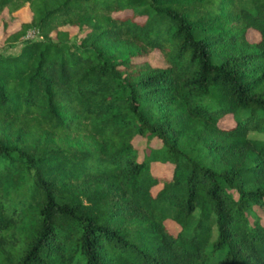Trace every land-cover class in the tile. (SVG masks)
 I'll return each instance as SVG.
<instances>
[{
    "label": "trees",
    "instance_id": "trees-1",
    "mask_svg": "<svg viewBox=\"0 0 264 264\" xmlns=\"http://www.w3.org/2000/svg\"><path fill=\"white\" fill-rule=\"evenodd\" d=\"M0 24V264H264V0H0Z\"/></svg>",
    "mask_w": 264,
    "mask_h": 264
},
{
    "label": "rangeland",
    "instance_id": "rangeland-1",
    "mask_svg": "<svg viewBox=\"0 0 264 264\" xmlns=\"http://www.w3.org/2000/svg\"><path fill=\"white\" fill-rule=\"evenodd\" d=\"M22 17L24 19H26L28 17V14L26 12H24L22 14ZM17 25H13V26H9L8 29H13L15 28ZM4 30H3V25L0 24V41L1 39L4 37ZM247 37L250 41H257L259 38V35L257 32L253 31V30H249L247 32ZM20 44H17L11 48L6 49L5 51L2 50L1 48V43H0V53H5V54H17L19 49H20ZM149 61L155 65V66H164V62L163 59L161 57V55L155 51L152 52L151 55L149 56ZM222 125H229L232 123L230 117H227V119L225 118L224 121L221 122ZM135 145L140 148L143 149L146 146V142L145 140L141 139V138H136L134 140ZM152 171L153 173L157 174V175H170L172 172V167L166 164H161V163H154L152 165ZM161 185H157L155 187H153L152 192L155 194L159 189H160ZM167 227L171 230L176 232L177 228L174 226V224L170 221L166 222Z\"/></svg>",
    "mask_w": 264,
    "mask_h": 264
},
{
    "label": "built area",
    "instance_id": "built-area-1",
    "mask_svg": "<svg viewBox=\"0 0 264 264\" xmlns=\"http://www.w3.org/2000/svg\"><path fill=\"white\" fill-rule=\"evenodd\" d=\"M39 37L38 31L35 29H30L27 31L26 35H25V39H36Z\"/></svg>",
    "mask_w": 264,
    "mask_h": 264
}]
</instances>
